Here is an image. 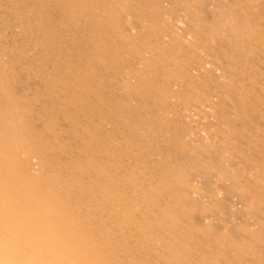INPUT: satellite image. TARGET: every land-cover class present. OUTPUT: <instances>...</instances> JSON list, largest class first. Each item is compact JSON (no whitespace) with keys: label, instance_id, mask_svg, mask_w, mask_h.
<instances>
[{"label":"bare ground","instance_id":"1","mask_svg":"<svg viewBox=\"0 0 264 264\" xmlns=\"http://www.w3.org/2000/svg\"><path fill=\"white\" fill-rule=\"evenodd\" d=\"M0 264H264V0H0Z\"/></svg>","mask_w":264,"mask_h":264}]
</instances>
